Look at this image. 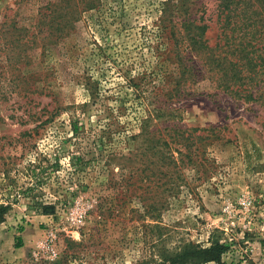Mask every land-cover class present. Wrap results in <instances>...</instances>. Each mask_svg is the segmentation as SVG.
<instances>
[{
    "label": "rangeland",
    "instance_id": "1",
    "mask_svg": "<svg viewBox=\"0 0 264 264\" xmlns=\"http://www.w3.org/2000/svg\"><path fill=\"white\" fill-rule=\"evenodd\" d=\"M56 1L0 0V264H142L213 240L228 264H264V104L218 87L186 37L206 25L223 44L222 0H72L61 32ZM173 124L225 137L177 180L141 153Z\"/></svg>",
    "mask_w": 264,
    "mask_h": 264
},
{
    "label": "trees",
    "instance_id": "2",
    "mask_svg": "<svg viewBox=\"0 0 264 264\" xmlns=\"http://www.w3.org/2000/svg\"><path fill=\"white\" fill-rule=\"evenodd\" d=\"M239 1L241 0L221 1L224 10L228 13L227 25H232L230 28L232 31L230 34H225L223 44L218 43L214 46L208 44L207 39L204 38L207 30L206 25H195L196 29L193 30L189 26L194 24L189 23L186 37H188L189 45L193 50L201 54L206 53L209 71L214 73L211 79L214 83H217L218 87L240 99L261 101L264 104V56L257 54V49H254L253 43L254 40L260 38L264 40V24L262 18H260V20H257L260 23L258 24L260 28L256 27L255 21H251L253 16H245V11L250 4L251 6H259L264 11V0H245L247 2L245 10H240V12H244V16L238 21H234L232 15L237 12ZM71 2L72 0L52 2V6H54L52 8V20L56 21V18L63 19L55 28L56 31H63L73 21L74 18H66L64 14L66 8L70 7ZM63 3H65L64 6H62ZM233 3L237 4L233 6ZM259 7L253 8L255 14L260 13L261 9ZM261 13L263 12L261 11ZM52 22L54 23V21ZM247 24L252 25L254 30L249 34L245 32L243 36L239 35L237 31L245 29L246 27L243 25ZM184 69L192 76V66H185ZM184 75L186 74L184 73ZM188 79L184 77L185 83L189 81ZM221 131V127L194 128L173 124L164 129L151 132L146 138L143 146L144 150L141 152L143 158H149L148 162L142 160L144 164L148 163L147 168H144V170H149L151 173H155L156 176L170 175L175 180L182 178L187 168L197 169L199 165H202V161L208 160L206 150H202V148H205L204 141L206 144V140L210 138L218 140L225 138L222 136ZM199 142L202 145H198ZM172 184L177 188V192L181 191L179 189L183 186V183L174 181ZM170 195H173V193ZM7 210V205H0V222L4 221ZM20 239L18 237V241H21ZM19 246L21 245L17 243V247ZM226 249L227 246L219 240H213L209 246L186 243L180 249L170 250L160 259H152L142 264H207L209 262L228 264L222 260Z\"/></svg>",
    "mask_w": 264,
    "mask_h": 264
}]
</instances>
